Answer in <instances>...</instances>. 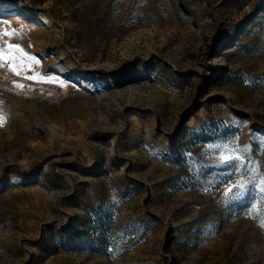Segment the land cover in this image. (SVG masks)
Instances as JSON below:
<instances>
[{
    "label": "rangeland",
    "instance_id": "obj_1",
    "mask_svg": "<svg viewBox=\"0 0 264 264\" xmlns=\"http://www.w3.org/2000/svg\"><path fill=\"white\" fill-rule=\"evenodd\" d=\"M21 26L0 37V264H264V0H0Z\"/></svg>",
    "mask_w": 264,
    "mask_h": 264
},
{
    "label": "snow or ice",
    "instance_id": "obj_2",
    "mask_svg": "<svg viewBox=\"0 0 264 264\" xmlns=\"http://www.w3.org/2000/svg\"><path fill=\"white\" fill-rule=\"evenodd\" d=\"M3 23L7 24L8 22L4 21ZM22 32H23V26H21V29L19 30V32H17V30H13V32L10 33L7 31L0 30V37L18 35ZM10 47H13L15 51L23 54L22 60L24 58H26L29 61H36L35 57L28 56L26 53H24V50L22 48H19L18 46H11V45H10ZM3 60H4L3 49L0 48V69L5 67ZM36 62L38 63V61H36ZM11 70L18 76L21 74L16 68H12ZM26 78L27 79H35L32 76H28ZM38 82H47V80L44 77H40ZM60 86H63V85H60ZM14 87L18 88V89H23L24 85L16 83V84H14ZM2 123H3V117L0 116V124H2ZM245 151H247V149H245ZM221 160L224 161L225 164H229V163L239 164L241 162L239 156H236V157L222 156ZM260 175L262 178L260 181L259 191L261 192V195L264 196V174H260ZM234 187L240 189L243 192L244 190L247 189L248 185H246L244 183H237ZM233 190H234L233 186H229L227 191L225 192V196L226 197L229 196L233 192ZM247 215L249 216V218L258 219L260 227L264 228V207H262L260 209L258 214L254 213L253 211H250L247 213Z\"/></svg>",
    "mask_w": 264,
    "mask_h": 264
},
{
    "label": "trees",
    "instance_id": "obj_3",
    "mask_svg": "<svg viewBox=\"0 0 264 264\" xmlns=\"http://www.w3.org/2000/svg\"><path fill=\"white\" fill-rule=\"evenodd\" d=\"M16 171H20L16 168H10L8 169L7 173H6V177L13 173V172H16ZM111 214L109 212H100L98 215H97V218H96V221L94 223H90L87 225V227L89 229H92V230H95L97 231L98 233L102 234L104 237H107V233L109 232V227H110V224H111ZM84 234L83 231H78L76 232V235H79V236H82Z\"/></svg>",
    "mask_w": 264,
    "mask_h": 264
},
{
    "label": "bare ground",
    "instance_id": "obj_4",
    "mask_svg": "<svg viewBox=\"0 0 264 264\" xmlns=\"http://www.w3.org/2000/svg\"><path fill=\"white\" fill-rule=\"evenodd\" d=\"M10 9H11L10 7H5V8H4V13H5V14L8 13V11H9ZM10 14L15 15L16 18L18 19L17 21H28V22L30 23L31 27H34V28H36V29H42V27H41V25H40L39 23H37V22H31V21L28 20L27 17L24 18V16L20 15V10L15 9V10L12 11ZM42 31H43V32H46L47 29H46V28H43ZM58 78H61V76H58Z\"/></svg>",
    "mask_w": 264,
    "mask_h": 264
}]
</instances>
